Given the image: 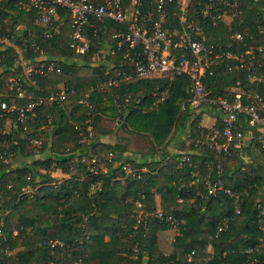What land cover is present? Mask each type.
Masks as SVG:
<instances>
[{"label":"trees","instance_id":"obj_1","mask_svg":"<svg viewBox=\"0 0 264 264\" xmlns=\"http://www.w3.org/2000/svg\"><path fill=\"white\" fill-rule=\"evenodd\" d=\"M13 2L6 0L1 5L0 38L23 48L24 67L42 55L60 71L25 78L23 65L12 55L13 47L1 41L0 100L7 99L10 90L5 83L12 76L22 79L32 97L61 85L72 87L74 93L62 104L42 101L35 107V116L26 121L33 133L39 123L49 120L52 124L41 147L29 144L22 123L14 122L17 129H11L16 144L7 145L0 130V264H201L208 256L207 264H264V163H248L241 170L237 154H214L206 143L210 131L198 126L201 116L187 101L189 78L183 74L137 77L106 91L90 90L107 70L113 71L106 63L91 65V61L96 50L116 45L112 33L120 25L109 19L94 21L99 34L93 35L88 28L91 48L76 54L68 46L69 19L59 32L45 37L44 30L34 23L33 13L17 10ZM200 4L190 0L185 21L180 22L179 3H169L164 27L181 28L193 20L203 26L209 41L224 40L221 26H207L198 20ZM150 5L149 0H143L142 12ZM263 7L264 0H240L233 28L244 33L252 30ZM11 16L13 21L7 23ZM15 23L23 24L22 31L35 28L36 34L24 31L20 36ZM109 58L115 67L127 65L121 50ZM239 77L244 79L243 71L229 72L221 66L207 81L211 88L221 89ZM255 85L264 91L263 85ZM85 93L91 103L90 115L76 102ZM162 94L163 99L157 100ZM70 99L83 111L67 112L64 105ZM179 133L184 137L176 138L177 150L166 149L170 138ZM138 137H144L141 149L136 147ZM39 148L40 153H34ZM109 152L113 153L111 160L105 158ZM182 155L187 157L180 162ZM219 159L223 161L224 186L244 189L237 203L223 193L217 197L206 194L204 181L215 178ZM100 162L106 170L92 171ZM124 162L140 170V176L124 174ZM57 169L67 177L53 176ZM155 194L160 196V209L179 221L168 254L159 248L156 236L167 223L146 215L157 209ZM178 194L182 201H177ZM225 217L227 226L216 233ZM48 240L58 243L52 246ZM257 245V249L246 251Z\"/></svg>","mask_w":264,"mask_h":264},{"label":"built area","instance_id":"obj_2","mask_svg":"<svg viewBox=\"0 0 264 264\" xmlns=\"http://www.w3.org/2000/svg\"><path fill=\"white\" fill-rule=\"evenodd\" d=\"M5 1L0 0V9ZM173 1L179 0H152L153 7H146L144 12L142 0H14L13 6L25 14L33 13V21L44 30L45 37L59 32L66 19H69L71 30L68 46L76 54L86 53L91 48V40L86 33L88 28L93 35L99 34L100 27L96 26L94 21L109 19L120 25L112 33L117 39L116 45L111 46L107 53L102 49L95 51L92 59L94 63H98L109 54L121 50L122 59L127 65L115 67L111 64L113 71L107 70L104 78L90 90L106 91L137 77L186 75L189 78L187 98L189 106L195 113H199L201 118L207 114L212 119L210 124L202 123L201 118L198 122L199 127L210 131L206 137L207 145L216 155L233 157L237 154L240 158V168L245 170L247 164L251 163L246 159L247 150L252 148L264 150V91L261 92L254 87L255 84L264 86V7L257 13L258 19L252 24L253 29L244 33L232 26L234 18L240 12L238 8L240 0H197L198 3L201 2L197 11L198 20L207 26L218 28L221 26L225 36L224 40L209 41L203 26L193 20L181 28L164 27L166 7ZM4 10L9 11L7 7H4ZM186 15L187 9L183 8V19ZM13 26L15 31L21 32L22 37L24 31L28 35L36 34L35 28H25L22 31V23H15ZM4 40L0 38V42ZM21 41L25 43L26 39L22 38ZM5 42L13 47L12 55L15 61L24 67L23 48L19 44L14 45L7 40ZM30 47L37 49L35 44H31ZM221 66L229 72L243 71L244 79L239 77L235 83L221 89L211 88L207 77L213 75ZM25 67V78L32 74L45 76L52 71L57 73L60 71L53 61L46 60L42 55L37 58V62ZM5 85L10 92L7 99L0 100V122L9 121L10 127L3 129L0 127L4 142L7 145L18 142L10 133L11 129H17L14 122H19L23 125L21 131L29 144L32 147H41L42 138L32 132L26 121L35 116V107L42 101L62 104L74 93V89L61 86L56 90H47L38 97H32L27 93L22 79L16 76L9 77ZM87 95L85 93L76 102L84 107L86 115H90L91 103ZM163 96L164 94L157 100H162ZM25 97L29 101L22 103L20 99ZM90 128L88 126V129ZM202 135L204 134L201 133ZM91 136L92 133L89 131L88 137ZM85 139L86 137L82 140ZM196 141L199 142V139ZM112 157L113 153L109 152L105 158L111 160ZM186 157L187 155H182L180 162ZM215 166V178H207L204 181L206 194L217 197L219 193H223L237 203L244 189L224 186L223 161L219 159ZM97 168L101 171L106 170L102 162L98 167L95 165L91 167L92 171H96L94 169ZM122 169L126 175L140 176V170L135 169L129 162H124ZM142 170L145 171V167ZM177 201H182L179 194ZM235 212L239 213L237 206ZM146 215H153L167 223L174 231L172 240L174 239L179 231V221L172 214L157 208L151 213L146 212ZM141 220L140 216L137 222ZM227 220L225 217L220 221L216 233L227 226ZM13 232L16 233V230ZM261 240L264 241V221L261 226ZM47 243L53 246L58 241L48 240ZM257 248L258 245L246 251L249 253ZM5 253L11 254L10 251ZM192 254L193 250L188 254L189 259ZM209 258L206 257L201 264H207ZM48 264L56 263L51 261Z\"/></svg>","mask_w":264,"mask_h":264},{"label":"crops","instance_id":"obj_3","mask_svg":"<svg viewBox=\"0 0 264 264\" xmlns=\"http://www.w3.org/2000/svg\"><path fill=\"white\" fill-rule=\"evenodd\" d=\"M177 2V1H176ZM190 2V0L188 1H185V0H182V5L180 4V0L178 1L179 3V6H180V9H181V12L179 14V21L180 22H184L185 19H183L182 17V11H183V8L184 9H187V5L188 3ZM149 3L151 4L149 7H153V2L152 0H149ZM142 7H143V0H142ZM165 19V18H164ZM111 46L110 45H107V47H104V48H101L105 53L108 52V49L110 48ZM100 50V49H98ZM97 51V50H96ZM94 54V53H93ZM111 55V54H109ZM109 55L103 59V60H100L98 63H94L93 59L91 61V65H98L100 64L101 61H106V64L108 65L109 68H111V60L109 58ZM93 56V55H92ZM107 59V60H106ZM25 68V67H24ZM24 73H25V69H23ZM153 76H158V75H153ZM160 76V75H159ZM148 77V76H147ZM63 86V85H61ZM60 86V87H61ZM206 115V117H205ZM201 121L202 123L204 124H210L212 119L209 117V115L207 114H204L201 118ZM171 137V136H170ZM178 137H181L182 140H183V137L184 135L179 133L178 134ZM175 137L173 138H170L168 144L166 145V149L168 150H171V151H175L177 150L176 148V143L177 141L174 140ZM179 143H181V141L179 140L178 141ZM246 159L249 160L251 163H261L263 164L264 163V150L262 149H259V148H252V149H248L247 150V155H246ZM64 177H67V174H64ZM155 199H156V204H157V208H160V196L158 194H155ZM157 244L159 246V248L165 253V254H168L170 252H172L173 250V245H172V237L174 236V231L171 229V228H163V229H159L157 231Z\"/></svg>","mask_w":264,"mask_h":264},{"label":"rangeland","instance_id":"obj_4","mask_svg":"<svg viewBox=\"0 0 264 264\" xmlns=\"http://www.w3.org/2000/svg\"><path fill=\"white\" fill-rule=\"evenodd\" d=\"M185 1H188V0H185ZM182 3V0H180V4ZM182 5V4H181ZM7 23H11L12 21H13V17L11 16V17H9L7 20ZM222 28H221V33H222ZM223 34V33H222ZM207 38H208V35H207ZM1 40H4L3 38H1ZM5 40H7V39H5ZM4 40V41H5ZM7 41H9V40H7ZM10 43H12V44H14V45H16V43H14V42H11V41H9ZM7 43V42H6ZM23 55H25V51L23 50ZM53 58H55V59H59V57L58 56H53ZM63 60H68V58L67 57H64V59ZM107 60V59H106ZM100 63H106V61H101ZM26 68V67H25ZM74 105H76L75 104V102L73 101V100H69V101H67L66 103H65V105H64V108H65V110L67 111V112H69V110H71V109H75V111L77 112V113H80L81 111H83V107H79V106H74ZM205 117H206V115H205ZM4 128H9L10 127V123H9V121H5L4 120ZM51 123L49 122V120L46 122V123H44V122H42V123H39L38 125H36V126H34V128H35V130H36V132H37V134L42 138V140L43 141H45V137H46V133L48 132L47 131V129H49L50 127H51ZM176 138H177V140H178V136L177 137H175L174 139H175V141H176ZM144 137H138L137 138V140H136V147L138 148V149H141V148H143L144 147ZM42 148H39V149H36L35 151H34V153H36V154H39L40 153V151L39 150H41ZM53 176H55V177H57V178H59V179H61V178H63L64 177V174H66V173H64V172H62L60 169H57V170H55V171H53L52 173H51ZM21 247H18V248H16V249H13V252H15V251H17L18 249H20Z\"/></svg>","mask_w":264,"mask_h":264}]
</instances>
